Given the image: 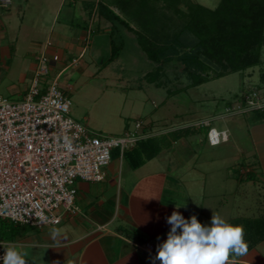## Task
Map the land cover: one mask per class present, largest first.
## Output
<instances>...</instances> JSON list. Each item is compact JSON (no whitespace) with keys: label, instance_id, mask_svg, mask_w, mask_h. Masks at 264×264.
<instances>
[{"label":"rangeland","instance_id":"obj_1","mask_svg":"<svg viewBox=\"0 0 264 264\" xmlns=\"http://www.w3.org/2000/svg\"><path fill=\"white\" fill-rule=\"evenodd\" d=\"M23 1L17 0L21 8L18 9L16 4V18L10 28L9 38L4 33H0V45L8 42L16 45L15 55L9 60L6 58L8 67H3L5 63L3 60L0 61V70L3 71L0 93L11 100L23 99L12 96L8 87L13 84L19 87L31 85L37 59L42 54L45 44L61 42L60 35L50 37L53 26L56 32L61 29V33H65L72 24L73 30L80 31L86 30L94 20L95 22L101 20L97 11L96 14L93 13L94 6H97L101 0H67L62 6L60 0L56 3L51 0H32L27 5L28 9L25 8ZM102 1L111 4L114 0ZM191 1L209 8H216L220 3V0ZM180 7L186 11L185 5ZM25 9L27 12L22 19ZM112 9L126 17L116 6H112ZM2 10L0 6V13L3 12ZM56 10H59L57 15ZM74 10L76 13L72 15L71 12ZM176 23H180L174 26L178 30L182 23L177 21ZM132 26L140 29L135 22H132ZM110 29L111 27L107 26L105 29H100L101 31L94 32L90 37V49L79 59L80 63L73 65L71 59L70 65L66 68L59 66L51 76L42 77V86H48L52 80L57 79L60 88L71 100V117L86 125L93 134L101 137L122 136L127 131L135 130L138 121L143 122V127L149 126L152 121L169 127L190 123L188 127L193 130L202 128L204 133L208 128L203 126V122L208 120L211 126L220 130L228 128L233 136L232 141L216 148L209 146L206 136H200L199 132L192 133L196 139L199 140L201 137L205 141L201 145L202 156L198 168L208 173V176L202 178L198 172L195 177L199 182L196 189L198 192H204L203 211L206 216L201 219L202 216L198 213L201 212L203 204V199L199 195H193L194 215L202 224H210L213 212L220 214L231 224L240 218H264L262 172L256 170L254 181L252 179L249 182L242 181V173L240 174L242 167L239 165L244 163L246 156L249 161H254L255 135L258 137L261 150H264V129L262 128L261 134H259L260 130L254 132L251 129V125L264 115L248 109L239 111L234 117L232 115L235 114L226 113L228 107L237 108L238 105L243 104L246 106V97L254 91H257L264 100L262 90L264 47L260 65L195 88H188L193 78L187 76L183 67L171 63L158 78V82L164 85L160 88L148 81L147 74L154 70L155 64L143 53L130 31L120 56L108 62L112 54ZM214 74V71L210 72L211 76ZM222 114L227 116L226 119H221ZM243 151L246 153L245 157ZM115 154L120 157V149L113 151V158ZM171 168L175 170L173 165ZM244 169L246 170V167ZM179 172H183V169L181 168ZM10 246L29 252V258L35 256L37 264H47L41 250L34 251L11 242ZM259 250L264 251V243L259 246Z\"/></svg>","mask_w":264,"mask_h":264},{"label":"crops","instance_id":"obj_2","mask_svg":"<svg viewBox=\"0 0 264 264\" xmlns=\"http://www.w3.org/2000/svg\"><path fill=\"white\" fill-rule=\"evenodd\" d=\"M57 1L59 0H51L53 3ZM60 1L62 6L67 0ZM23 2L28 9L27 5L32 0ZM16 4L18 5L17 0H12L9 7H1L3 12L0 13V33H4L8 38L16 18ZM19 8L21 7L18 5ZM97 9L94 6V14L98 12ZM56 11L57 15L59 10ZM23 12L22 19L25 18L27 10ZM71 13L75 15L76 10ZM71 26L70 29L65 30V33H61V29L56 32L53 26L50 37L60 35L61 42L59 44L51 42L52 45L45 44L42 48L43 52L60 57L59 61L53 62V71L59 66L66 68L70 65L69 60L84 56L90 49L91 35L107 28L110 23L105 20H97V22L94 20L86 30L80 31L73 30V24ZM15 46L11 45V42L0 45V61L3 60L5 63L3 67L7 68L6 62L15 55ZM2 74L3 71L0 70V79ZM29 87L28 84L22 87L13 84L8 87V91L14 97H24ZM262 90L264 91V85ZM224 115H220L221 119H226L227 116ZM234 116L236 114L232 115ZM189 124L169 127L152 121L149 126H145L144 137L136 146L125 152L123 158L116 155L112 159L106 169L104 181H79L77 204L80 213L73 218H66L55 228L59 232L58 243L51 238L50 230L53 228L39 229L28 226L24 234L11 243L34 251L41 250L47 264H55L57 261L59 264H152L150 256L156 255L157 245L167 239L171 227L166 222V217L174 210H178L186 219L194 215L195 195L203 199L201 212H198L202 216L201 219L206 216L203 211L204 192H198L196 186L199 182L195 180L198 172L202 178L208 176V173L198 168L202 156L201 145L205 141L201 137L199 140L196 139L192 133L199 132V135L206 136L209 142L207 135L210 127L225 132L227 138L221 143L212 145L209 142L212 148L232 141L233 136L228 128L220 130L210 126L206 127L208 129L204 133L202 128L193 130L188 127ZM262 128L264 129V116L251 125L254 132L260 130L259 134L262 133ZM176 132L182 134L178 139L171 136ZM150 137L156 138L153 145L150 144V140L147 141ZM257 138L255 135L256 154L253 162L249 161L244 151L242 152L243 157L246 156L244 163L239 164L242 167L240 169L242 181L249 182L251 179L254 181L257 169L262 172L264 178V150H261ZM165 158L167 160H164ZM181 168L183 172H179ZM183 203H186V207L176 209V204ZM158 236L160 240H157ZM263 243L248 249L244 256L236 257L235 264H264V251L259 250V246ZM148 244L154 249L150 250ZM156 264H159V261Z\"/></svg>","mask_w":264,"mask_h":264},{"label":"built area","instance_id":"obj_3","mask_svg":"<svg viewBox=\"0 0 264 264\" xmlns=\"http://www.w3.org/2000/svg\"><path fill=\"white\" fill-rule=\"evenodd\" d=\"M11 3L0 0L1 7ZM59 59L42 52L23 99L11 100L0 93V221L43 229L56 228L66 218L77 216L78 182L104 181L113 151L120 149L123 158L126 150L144 137L141 121L122 136L101 137L72 118L71 100L57 79L45 87L41 84L43 76L53 74V62ZM79 63V58L72 60L73 65ZM246 102V106L228 107L226 113L264 111V100L257 91L247 96ZM203 126L210 127V121ZM207 136L212 145L227 138L225 132L213 127ZM0 244L10 242L0 238ZM4 252L0 245V257Z\"/></svg>","mask_w":264,"mask_h":264},{"label":"trees","instance_id":"obj_4","mask_svg":"<svg viewBox=\"0 0 264 264\" xmlns=\"http://www.w3.org/2000/svg\"><path fill=\"white\" fill-rule=\"evenodd\" d=\"M181 5L186 6V11ZM96 7L98 18L109 22L111 27L112 54L108 62L120 56L130 31L155 64L154 70L147 74L148 81L160 88L164 85L158 78L171 63L183 67L187 76L193 78L188 88H195L232 73L245 72L262 62L264 0H220L216 8L191 0H114L111 4L101 0ZM176 21L182 23L178 30L174 26L180 23ZM132 22L140 29L133 27ZM212 71L214 76L210 75ZM256 112L264 115V111ZM171 136L178 139L182 134L176 132ZM147 141L152 144L156 138ZM232 224L244 228L248 249L264 242V218H240ZM27 228L0 221V238L12 242Z\"/></svg>","mask_w":264,"mask_h":264},{"label":"clouds","instance_id":"obj_5","mask_svg":"<svg viewBox=\"0 0 264 264\" xmlns=\"http://www.w3.org/2000/svg\"><path fill=\"white\" fill-rule=\"evenodd\" d=\"M175 207H186V203L176 204ZM166 222L171 227L167 239L157 245L156 255L150 256L152 264L157 261L159 264H235V258L244 256L248 251L244 228L227 222L218 213L213 212L210 224H202L196 215L186 219L174 210L166 217ZM50 232L53 241L58 243V230L53 228ZM157 240H160L159 236ZM0 245L5 249L0 257L3 264H37L35 256L29 258V252Z\"/></svg>","mask_w":264,"mask_h":264}]
</instances>
